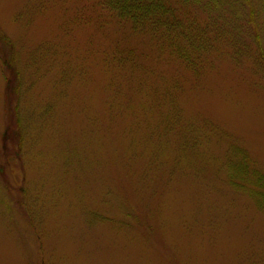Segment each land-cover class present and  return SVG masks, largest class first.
I'll use <instances>...</instances> for the list:
<instances>
[{
    "label": "rangeland",
    "instance_id": "374dc122",
    "mask_svg": "<svg viewBox=\"0 0 264 264\" xmlns=\"http://www.w3.org/2000/svg\"><path fill=\"white\" fill-rule=\"evenodd\" d=\"M190 14L196 66L100 0H0V264H264L261 20Z\"/></svg>",
    "mask_w": 264,
    "mask_h": 264
},
{
    "label": "trees",
    "instance_id": "16d2710c",
    "mask_svg": "<svg viewBox=\"0 0 264 264\" xmlns=\"http://www.w3.org/2000/svg\"><path fill=\"white\" fill-rule=\"evenodd\" d=\"M221 1L100 0L101 4L114 13L121 23L128 25L134 34L149 38L158 46L166 44L175 51L179 58L186 59L192 66H196L198 61L190 57L189 49H194L201 53L210 48L211 41L200 30L196 21L188 18L191 15L190 12L194 6L212 10L217 8ZM242 1L248 9L251 26L256 29L257 21L261 20V34L256 31L255 40L264 70V0ZM131 53L128 55L130 56ZM123 58L125 57L120 56L121 60ZM114 61H116V58H114ZM6 64L12 67L15 73L18 72L13 67V60ZM16 90L19 94V90ZM238 168L246 173L245 168L241 166Z\"/></svg>",
    "mask_w": 264,
    "mask_h": 264
}]
</instances>
